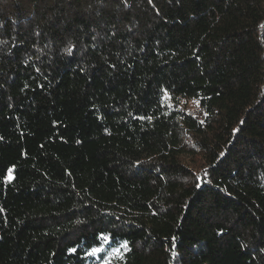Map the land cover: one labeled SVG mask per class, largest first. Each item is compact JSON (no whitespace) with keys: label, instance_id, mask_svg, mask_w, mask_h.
<instances>
[{"label":"trees","instance_id":"1","mask_svg":"<svg viewBox=\"0 0 264 264\" xmlns=\"http://www.w3.org/2000/svg\"><path fill=\"white\" fill-rule=\"evenodd\" d=\"M0 264H264V0H0Z\"/></svg>","mask_w":264,"mask_h":264},{"label":"rangeland","instance_id":"2","mask_svg":"<svg viewBox=\"0 0 264 264\" xmlns=\"http://www.w3.org/2000/svg\"><path fill=\"white\" fill-rule=\"evenodd\" d=\"M184 102H186V105L188 106L189 110H195L197 107V105L192 101L185 100Z\"/></svg>","mask_w":264,"mask_h":264},{"label":"snow or ice","instance_id":"3","mask_svg":"<svg viewBox=\"0 0 264 264\" xmlns=\"http://www.w3.org/2000/svg\"><path fill=\"white\" fill-rule=\"evenodd\" d=\"M68 51H71V49L69 48ZM9 178H11V177H9ZM72 251H75V249H72ZM101 251H103V249H101V248H94L92 250L91 255H96V254L100 253Z\"/></svg>","mask_w":264,"mask_h":264}]
</instances>
